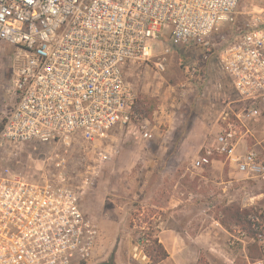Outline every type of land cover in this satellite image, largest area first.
<instances>
[{"label": "built area", "instance_id": "1", "mask_svg": "<svg viewBox=\"0 0 264 264\" xmlns=\"http://www.w3.org/2000/svg\"><path fill=\"white\" fill-rule=\"evenodd\" d=\"M0 44L10 49L13 76L0 150L15 158L33 141L59 149L43 166L0 167V264H87L93 257L101 232L81 197L96 165L110 159L104 143L116 129L153 137L127 76L142 66L164 72L167 57L183 49L197 56L182 63L187 87L204 97L214 62L236 96L192 170L224 158L264 184V139L253 131L264 113V0H0ZM74 146L92 150L94 163L78 186L65 157Z\"/></svg>", "mask_w": 264, "mask_h": 264}, {"label": "rangeland", "instance_id": "2", "mask_svg": "<svg viewBox=\"0 0 264 264\" xmlns=\"http://www.w3.org/2000/svg\"><path fill=\"white\" fill-rule=\"evenodd\" d=\"M245 3L252 11L251 2ZM9 51L0 44V131L5 111L13 102L8 93L13 78ZM196 57L193 49H183L167 57L164 72L142 66L127 76L136 87L137 109L150 122L153 137L146 141L127 128L116 129L104 143L110 159L99 167L95 164L98 173L81 197L82 210L101 232L98 247L87 264H166L167 258L163 256L168 253L159 242V233L163 229L198 231L211 223L209 216L229 232L244 236L249 260L263 264L264 195L263 204L259 205H253L250 198L264 193V184L227 174L231 167L224 158L214 163L222 171L212 165L203 170L191 168V162L200 153L194 152L196 138L202 134L205 142H210L218 133V114L228 100L236 98L214 62L212 86L204 97L193 87H187L181 64L192 63ZM217 85L221 88L216 89ZM259 122H264V113ZM254 144V140L249 141L250 147ZM79 149L74 146L65 156L68 174L77 186L87 167L94 166L92 150L82 153ZM58 150L55 144L38 141L24 144L15 158L0 150V167L6 162L14 165L16 161L20 165L43 166ZM244 212L250 216L245 218ZM198 261L208 263L203 253Z\"/></svg>", "mask_w": 264, "mask_h": 264}, {"label": "crops", "instance_id": "3", "mask_svg": "<svg viewBox=\"0 0 264 264\" xmlns=\"http://www.w3.org/2000/svg\"><path fill=\"white\" fill-rule=\"evenodd\" d=\"M213 71L214 68L212 67V72ZM258 125L260 126L258 127ZM253 131L256 138L260 140L261 138L264 139V122H258ZM191 132L192 131L189 132L187 139H189ZM196 139L197 143L194 152L198 154L205 139L202 134ZM243 151L244 145L241 144L238 148V152L242 153ZM215 165L216 164L213 163L212 167H217L222 171L220 165ZM226 172L229 175L236 174V176H244L237 173L233 168H230V170ZM226 183L229 182L223 184ZM224 189H226V187ZM263 195L264 193L254 195L250 198L251 201H249L253 205L263 204L261 200ZM227 203H230V201ZM209 219L211 223L198 231L194 230V228L183 229L181 232L163 229L159 233V242L168 253L166 264H199L198 258L201 253L205 255L208 261L207 264H256L251 262L248 258V242L244 236L240 234L236 236V234L229 232L214 217L209 216ZM233 239L235 240L233 241Z\"/></svg>", "mask_w": 264, "mask_h": 264}, {"label": "trees", "instance_id": "4", "mask_svg": "<svg viewBox=\"0 0 264 264\" xmlns=\"http://www.w3.org/2000/svg\"><path fill=\"white\" fill-rule=\"evenodd\" d=\"M185 68V65L184 64H182L181 65V69H184ZM244 216H245V218L246 217H249L250 216V214L249 213H247V212H244ZM238 217H239V213H238ZM240 219H241V214H240V217H239ZM161 248V247H160ZM168 257V255L167 254H164V256H163V259L164 258H167ZM158 260H156V262H157ZM101 264H109V262H107V263H101ZM110 264H112V263H110Z\"/></svg>", "mask_w": 264, "mask_h": 264}]
</instances>
